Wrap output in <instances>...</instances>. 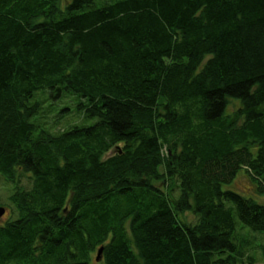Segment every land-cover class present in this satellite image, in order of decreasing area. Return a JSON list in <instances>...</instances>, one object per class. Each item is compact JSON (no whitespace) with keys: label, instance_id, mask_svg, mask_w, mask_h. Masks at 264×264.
<instances>
[{"label":"trees","instance_id":"1","mask_svg":"<svg viewBox=\"0 0 264 264\" xmlns=\"http://www.w3.org/2000/svg\"><path fill=\"white\" fill-rule=\"evenodd\" d=\"M241 169L264 196V0H0V264L230 263Z\"/></svg>","mask_w":264,"mask_h":264},{"label":"rangeland","instance_id":"2","mask_svg":"<svg viewBox=\"0 0 264 264\" xmlns=\"http://www.w3.org/2000/svg\"><path fill=\"white\" fill-rule=\"evenodd\" d=\"M105 1L109 0H96L98 4H101ZM67 101V100H66ZM51 102V98H48L45 100L44 106H48V104ZM62 103V101L60 102ZM61 107V106H60ZM58 107V111L60 109ZM55 108L50 107V110L47 114H45V125L48 126L50 129L54 130H60L66 126H68L71 123H74V121L79 122L81 114L78 113L75 106H73V110L70 112H66L65 116H58L55 114L54 111H52ZM66 119V120H65ZM65 120V121H64ZM92 119L87 120L86 122H90ZM60 122V124H57ZM64 122V124H62ZM238 176L235 178L234 182L230 183L227 186H231L241 193L249 196H253L256 199L264 202V196L260 195L258 191H256L254 185L251 182V180L248 178V176L244 173V171L241 169L238 174ZM22 183H26V177L22 178ZM173 190L169 191L168 193L173 196H178L179 190L177 186L172 187ZM253 188V189H252ZM171 192V193H170ZM12 193V185L8 184L2 177H0V206L5 207L6 211L5 213L0 217V221H4L11 216V202L9 199V196ZM181 218H184L188 220L187 222H191L195 224V222L198 220V217L193 214L192 212H184L181 213ZM241 221L238 219L237 226L239 227L241 225ZM238 237L240 239L237 241L240 245H238V252L235 254V257H233L230 263L222 262L221 264H264V230L263 231H255L250 229L247 226L241 227L238 230ZM98 249H95L91 253V260L94 263H100V259L97 260ZM223 256H217V258H220ZM251 259V260H250ZM227 260V259H226Z\"/></svg>","mask_w":264,"mask_h":264},{"label":"water","instance_id":"3","mask_svg":"<svg viewBox=\"0 0 264 264\" xmlns=\"http://www.w3.org/2000/svg\"><path fill=\"white\" fill-rule=\"evenodd\" d=\"M6 209L3 206H0V217L5 213ZM102 246L98 248L96 259L99 260L101 257Z\"/></svg>","mask_w":264,"mask_h":264}]
</instances>
